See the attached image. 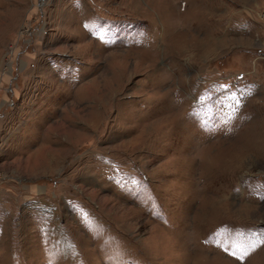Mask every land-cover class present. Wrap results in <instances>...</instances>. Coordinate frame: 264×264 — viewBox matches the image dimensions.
Wrapping results in <instances>:
<instances>
[{
    "label": "rangeland",
    "instance_id": "rangeland-1",
    "mask_svg": "<svg viewBox=\"0 0 264 264\" xmlns=\"http://www.w3.org/2000/svg\"><path fill=\"white\" fill-rule=\"evenodd\" d=\"M0 264H264V0H0Z\"/></svg>",
    "mask_w": 264,
    "mask_h": 264
}]
</instances>
